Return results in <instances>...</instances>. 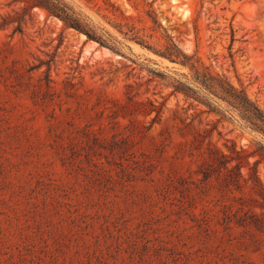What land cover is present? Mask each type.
I'll use <instances>...</instances> for the list:
<instances>
[{"label":"rangeland","instance_id":"374dc122","mask_svg":"<svg viewBox=\"0 0 264 264\" xmlns=\"http://www.w3.org/2000/svg\"><path fill=\"white\" fill-rule=\"evenodd\" d=\"M67 1L110 28L88 8L103 0ZM110 1L143 23L151 5L184 53L264 112V0ZM23 5L0 0V264H264V230L222 219L250 183L232 194L199 173L207 145L253 136L172 95L132 60L187 70L135 43L122 56L39 10L17 31L5 19Z\"/></svg>","mask_w":264,"mask_h":264},{"label":"trees","instance_id":"16d2710c","mask_svg":"<svg viewBox=\"0 0 264 264\" xmlns=\"http://www.w3.org/2000/svg\"><path fill=\"white\" fill-rule=\"evenodd\" d=\"M21 1L24 3L21 11L5 19L15 22L17 31L22 30L25 17L31 19L33 12L39 10L114 53L124 56L122 47L131 50L126 42H132L159 58L186 69L187 71L174 69L171 73H166L132 60L141 69H146L153 78L163 80L171 88L172 95H181L185 100L203 106L207 113L217 116L218 123L228 122L238 126L243 134L253 136L251 146L246 149H238L232 143L226 146V152H222L207 145L202 152L204 158L199 173L204 183L215 180L222 190L232 194L235 191L241 192L244 183L249 182L250 194L238 198L239 206L231 204L223 211V223L227 228L234 222L244 227L264 230V186L256 171L258 165L264 164V112L243 90L236 89L193 56L184 53L164 29L151 5L146 11L147 22L143 23L139 17L126 15L110 0H103V4H89L88 8L105 21L110 27L108 28L77 10L67 0ZM207 137V134L196 137L194 148L201 152ZM250 158L254 159L253 167H249ZM245 167H249L247 178L242 175ZM254 208L260 209L261 213H255Z\"/></svg>","mask_w":264,"mask_h":264}]
</instances>
